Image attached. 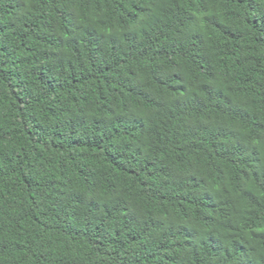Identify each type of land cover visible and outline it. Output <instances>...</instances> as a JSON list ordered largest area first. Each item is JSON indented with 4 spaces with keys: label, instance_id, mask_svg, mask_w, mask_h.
<instances>
[{
    "label": "trees",
    "instance_id": "obj_1",
    "mask_svg": "<svg viewBox=\"0 0 264 264\" xmlns=\"http://www.w3.org/2000/svg\"><path fill=\"white\" fill-rule=\"evenodd\" d=\"M0 264H264V0H0Z\"/></svg>",
    "mask_w": 264,
    "mask_h": 264
}]
</instances>
